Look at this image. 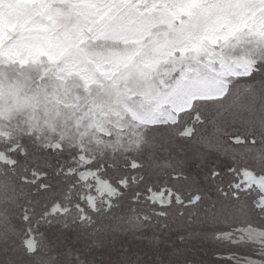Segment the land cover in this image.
<instances>
[{
  "label": "snow or ice",
  "instance_id": "6c2138e0",
  "mask_svg": "<svg viewBox=\"0 0 264 264\" xmlns=\"http://www.w3.org/2000/svg\"><path fill=\"white\" fill-rule=\"evenodd\" d=\"M6 2L0 90L23 103L0 119L4 251L18 238L29 262L91 264L47 230L183 221L242 250L229 264H264V120L249 119L264 111V0ZM66 94L84 105L79 144L35 115ZM93 112L109 116L97 136Z\"/></svg>",
  "mask_w": 264,
  "mask_h": 264
},
{
  "label": "rangeland",
  "instance_id": "374dc122",
  "mask_svg": "<svg viewBox=\"0 0 264 264\" xmlns=\"http://www.w3.org/2000/svg\"><path fill=\"white\" fill-rule=\"evenodd\" d=\"M16 5L0 0V15L13 13ZM35 75V70H31ZM83 95V93H81ZM61 102L50 100L41 103L35 115L41 122V130L47 131L49 135H59L63 132L69 140H75L77 144L82 138L81 129L85 127L83 120L77 115L84 111L82 102H78L74 94H66L60 97ZM23 103L18 100L5 85L0 90V119L8 115L9 109L15 116L16 107ZM80 104L77 107V104ZM260 102H257V105ZM25 114L28 109H23ZM249 119L255 123L264 120V111L254 107L249 113ZM100 120L108 126L109 116L93 112L89 117L88 130L91 135L100 134V128L91 131L94 122ZM79 122V124H78ZM86 146V145H85ZM256 149L252 150L255 154ZM159 159V158H158ZM162 163V161H161ZM116 230L101 233L86 239L76 228L63 229L54 225L47 230L46 235L55 242H63L66 245L77 247L90 246L88 260L91 264H119L127 258L128 264H175L179 259L181 264H229L228 255L233 250L226 245H221L212 235V228L199 222L173 225L171 228L159 231L153 228H146L134 231L127 223H115ZM43 230V229H42ZM59 237L60 240L56 241ZM15 247L4 251V245L0 244V260L4 264H36L29 262L24 256V250L19 247V239L14 241ZM49 242L45 240L43 247L47 248Z\"/></svg>",
  "mask_w": 264,
  "mask_h": 264
}]
</instances>
